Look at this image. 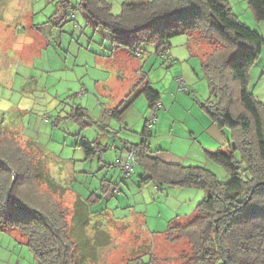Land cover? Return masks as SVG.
<instances>
[{
	"label": "rangeland",
	"instance_id": "374dc122",
	"mask_svg": "<svg viewBox=\"0 0 264 264\" xmlns=\"http://www.w3.org/2000/svg\"><path fill=\"white\" fill-rule=\"evenodd\" d=\"M112 2L114 13H119L122 4ZM229 2L239 20L264 38V21L255 18L249 0ZM56 3L0 0V132L33 154L38 176L40 167L63 188L54 191L44 178L40 180L41 188L52 192L67 210L70 225L76 198L91 201L81 245L90 238L97 241L93 235L98 230L108 238L105 244L92 245L98 252L86 264H144L152 257L153 264H173L182 245L170 244L159 234L167 230L172 218L194 214L206 193L199 188L144 183L139 164L135 173L124 177L117 165L128 155L124 143L140 142L154 110L141 94L119 117L107 113V109L119 106L128 92L124 89L127 83L122 86L125 69L122 72L119 67L114 69L111 61L105 62L112 55L106 46L110 44L109 33L86 32L90 27L84 26L81 15V28L75 29L72 20L64 21L61 28L52 25ZM41 35L49 39L47 47H41ZM170 41L177 59L173 65L157 55L151 45L146 46L141 60L142 71L160 90L164 106L156 112L148 141L154 150L164 148L156 153L160 159L177 155L184 165H206L221 180H227L224 168L206 156V150L226 149L228 145L202 106L211 96L202 70V56L210 47L204 43L203 53L188 48L184 34ZM247 90L264 102V46L249 67ZM89 122L91 126L86 125ZM225 133L230 134L228 130ZM84 143L94 153L88 155ZM105 181L117 185L120 193L113 194L110 188L103 192ZM25 240L19 230L0 227V264H38ZM75 241L78 256L80 246Z\"/></svg>",
	"mask_w": 264,
	"mask_h": 264
},
{
	"label": "trees",
	"instance_id": "16d2710c",
	"mask_svg": "<svg viewBox=\"0 0 264 264\" xmlns=\"http://www.w3.org/2000/svg\"><path fill=\"white\" fill-rule=\"evenodd\" d=\"M249 4L255 18L264 21V0H249ZM56 5L52 25L61 28L64 21L72 20L75 29L81 28V15L93 33H109L110 53L124 48L143 60L146 46L151 45L173 65L177 59L170 40L180 34L188 37V47L206 51L202 70L211 96L202 106L222 131L230 133L226 149L206 153L224 168L227 180L206 165L169 163L156 155L158 150L151 148L148 138L156 112L162 108L161 92L146 73H139L129 94L109 114L119 117L144 94L154 113L146 120L140 142L124 143V150L134 151L136 165L142 168L141 181L199 188L206 193L194 214L172 218L167 230L159 234L168 243L183 247L173 264H264V102L247 90L249 67L264 46L261 34L239 20L229 0H127L117 14L111 0H57ZM204 43L210 49L203 51ZM78 109L89 115L85 107ZM83 146L88 155L94 153L87 143ZM119 161L125 160L119 159L117 165ZM37 166L33 154L18 140L0 132V227L19 230L38 264H86L98 252L92 245L105 244L108 234L98 230L93 235L97 241L90 238L81 245L89 200L76 198L70 225L67 210L52 192L41 188L40 180L44 178L54 191L63 188L40 167L39 178ZM111 184L102 185L103 192ZM74 239L80 246L78 256ZM152 259L144 264H153Z\"/></svg>",
	"mask_w": 264,
	"mask_h": 264
},
{
	"label": "crops",
	"instance_id": "0c3cea01",
	"mask_svg": "<svg viewBox=\"0 0 264 264\" xmlns=\"http://www.w3.org/2000/svg\"><path fill=\"white\" fill-rule=\"evenodd\" d=\"M111 1H115V0H111ZM125 1H127V0H118V2L120 3V4H123ZM24 5L25 4H27V2H25V3H23ZM54 19V18H53ZM56 20V19H55ZM87 30H86V32L88 31V30H92L91 28H86ZM95 33H93V35H94ZM50 36V35H49ZM38 39L40 40V42H41V47H47L48 46V42H49V39L47 38V37H43L42 35L41 36H38ZM110 42V41H109ZM110 45H111V42H110V44H107L106 46L107 47H110ZM187 47H188V45H187ZM104 48V47H103ZM189 48V47H188ZM105 52H106V48H105ZM111 55V54H110ZM111 61V63H112V67H114V69L116 68V67H119V69H120V71H122L123 72V70H121V69H125V71H126V79H123L122 80V86H123V84L125 83H127L125 86H124V89L127 91L128 90V92L126 93V95H128L129 94V92H130V90H131V88L133 87V85H134V83H135V81H136V79H137V76H139V73H141V75H143V74H145V72H143L142 71V65H143V63H142V61L141 60H139L138 58H135L134 56H132V54L131 53H129L128 52V50H126V49H124V48H120V49H116L113 53H112V55L109 57V58H107L106 60H105V62H110ZM130 75V76H129ZM152 83V82H151ZM153 85V84H152ZM154 87V86H153ZM155 88V87H154ZM158 90V89H157ZM160 91V90H159ZM126 95H125V97H126ZM124 99V98H123ZM122 99V100H123ZM121 100V101H122ZM161 101H162V95H161ZM148 106H149V104H148ZM164 106H163V104H162V108H163ZM116 108V107H115ZM161 108V109H162ZM88 111V110H87ZM107 111V113L109 114V111H108V109L106 110ZM89 114V113H88ZM90 123V122H89ZM92 125V123L90 124V126ZM159 129V128H158ZM221 130V129H220ZM222 131V130H221ZM223 132V135H225L226 136V139H228L229 140V136H230V134H229V136H227V134L225 133V131H222ZM214 140H215V138H214ZM228 140L227 141H225V143H228ZM131 143V142H130ZM149 145L151 146V148L153 149V147H152V145H151V142H149ZM154 150V149H153ZM158 151H165L164 150V148L163 147H159L158 149H157ZM213 151H215V150H213ZM206 156H207V153H206ZM161 158V157H160ZM162 160L163 161H167V162H169V163H181V164H183L184 165V163L180 160V159H182L181 157H179V156H172V154H169V155H163L162 156ZM208 159V158H207ZM190 165H196V164H190ZM104 183H106V185L107 184H110V183H112L111 181H105ZM104 183H103V185H104ZM89 202H91L90 200H89Z\"/></svg>",
	"mask_w": 264,
	"mask_h": 264
},
{
	"label": "built area",
	"instance_id": "2783aa9c",
	"mask_svg": "<svg viewBox=\"0 0 264 264\" xmlns=\"http://www.w3.org/2000/svg\"><path fill=\"white\" fill-rule=\"evenodd\" d=\"M160 106V104H159ZM152 122V120H151ZM119 167L125 172L126 176H129L136 171V156L134 151L128 153L127 159L125 161H119L118 163ZM110 190L113 192V194H118L120 193L119 188L117 185L111 184Z\"/></svg>",
	"mask_w": 264,
	"mask_h": 264
}]
</instances>
